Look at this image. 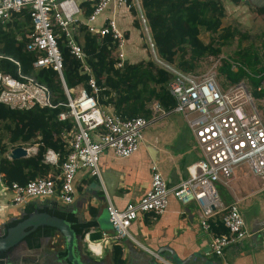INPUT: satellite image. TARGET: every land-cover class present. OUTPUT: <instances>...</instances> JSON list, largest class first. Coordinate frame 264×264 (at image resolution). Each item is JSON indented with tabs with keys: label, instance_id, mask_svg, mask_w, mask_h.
<instances>
[{
	"label": "built area",
	"instance_id": "1",
	"mask_svg": "<svg viewBox=\"0 0 264 264\" xmlns=\"http://www.w3.org/2000/svg\"><path fill=\"white\" fill-rule=\"evenodd\" d=\"M86 7L91 9L90 13H85ZM25 8H29L32 31L25 34L24 48L35 55L33 67L52 68L57 72L66 97V101L59 103L66 110L58 114V119L70 118L74 128L67 135L69 150L57 176H37L24 184H7L0 174V187L10 191L7 202L11 206L24 205L34 198L56 199L60 203L70 204L74 198V179L79 169L87 170L90 176L102 181L100 157L107 151L117 158L129 157L139 149L143 130L158 116L168 112L154 102L151 117L122 118L99 104L96 98L99 89L93 77L87 83L90 91L81 85L68 88L62 73L63 58L58 39L63 36L70 53L83 62L85 53L75 38L80 27H86L92 34H110L116 46L115 66L122 67L126 39L114 13L134 8L143 31H147L153 51L155 48L140 0H0V20H8L13 12ZM109 8L114 15L105 17L98 24V18ZM157 60L171 75L167 83L168 91L175 99L171 111L183 116L194 134L201 157L187 165V176L173 186L167 184L157 163H152L149 189L138 200L127 203L121 209L108 200L106 211L112 235L102 232V237L88 241V246L97 253L93 247H102L101 244L108 239L117 243L127 238L154 257L161 258L137 240L129 228L140 215L149 213L156 216L163 213L172 195L183 205H196L199 222L204 230L209 229L210 219L220 214L228 232L211 235L203 254L222 255L225 247L248 236L249 231L237 202L224 205L216 184H226L233 178L236 169L244 166L264 186V111L258 108L256 99L243 80L221 88L214 73L200 75L184 72L172 64ZM235 66L236 63H233L232 68ZM84 70L88 72L89 68L84 66ZM263 86L264 81L256 89L260 90ZM0 103L11 109L55 107L45 85L32 78L20 80L1 73ZM58 157V152L47 149L44 162L57 164ZM1 205L3 203L0 201Z\"/></svg>",
	"mask_w": 264,
	"mask_h": 264
},
{
	"label": "trees",
	"instance_id": "2",
	"mask_svg": "<svg viewBox=\"0 0 264 264\" xmlns=\"http://www.w3.org/2000/svg\"><path fill=\"white\" fill-rule=\"evenodd\" d=\"M140 5L156 54L164 61L174 63L184 72L193 70L196 67L195 61L203 55L218 54L220 45L233 36V29L224 27L217 34L216 45L214 42L206 44L200 38L201 31L216 33L221 28L224 7L220 0H140ZM90 11L86 7L85 13ZM131 11L137 15L136 9ZM31 31L29 8L13 12L8 20H0V73L10 74L20 80H24V77L32 78L45 85L55 107L11 109L0 103V174L7 184H24L29 179L47 175L51 169V165L44 162L47 149L58 152L57 166H60L69 150L67 135L74 128L70 118L58 119V114L66 110L59 103L66 101V97L57 72L52 68L33 67L35 55L24 48L25 34ZM75 38L85 53L83 62L70 53L63 36L58 39L63 58L62 73L68 88L81 85L90 91L87 83L93 77L99 89L96 93L99 104L122 118L151 117L152 108L148 107L150 101L157 102L165 112L173 109L175 99L167 88L171 77L168 71L157 67L151 60L136 63L125 61L122 67H116V46L110 34H92L82 26ZM186 54L189 56L186 57ZM236 54L242 64L236 70L232 69L231 63L222 65L220 71L224 74L225 81L219 86L226 88L246 78L251 95L258 100L264 96V86L260 90L256 89L264 81L261 56L249 50H239ZM84 66L89 68L88 72L84 70ZM34 144H37L34 154L17 159H10L6 155L15 146L28 147ZM34 209L33 203L26 204L27 212ZM39 211H47L63 218L70 224L75 235L84 236L85 231L95 225L94 221L78 222L77 217L67 207H57L56 204L46 205L39 208ZM23 218L4 223V230ZM210 226L215 234L228 232L221 219L210 222ZM56 233L59 232L53 227L40 226L26 235L23 242L31 249L37 248L42 236L50 237ZM11 249L0 252V262L8 256ZM121 253L120 246L114 244V264L123 263ZM57 254L59 258H65L66 250H59Z\"/></svg>",
	"mask_w": 264,
	"mask_h": 264
},
{
	"label": "crops",
	"instance_id": "3",
	"mask_svg": "<svg viewBox=\"0 0 264 264\" xmlns=\"http://www.w3.org/2000/svg\"><path fill=\"white\" fill-rule=\"evenodd\" d=\"M112 14L113 11L107 9L98 18V24ZM114 14L125 34V61L136 63L144 60L147 52L143 47L140 26L136 25L137 15L131 10H118ZM152 106L153 104L148 105L149 108ZM152 123L154 125L145 130L139 149L129 157L117 158L111 151L100 157L102 181L90 176L87 170L79 169L74 179L75 193L72 203L64 204L56 199L40 198V208L56 204L57 207H67L77 217L78 222H95V225L85 231L84 236L76 235L73 249L75 257L84 264H114L112 247L117 244L122 251V264H166L162 259L171 264H264V228L255 233L251 231L256 220L264 219V186L257 177L250 178L247 175L245 177L252 179L255 182L252 185L255 186L250 189L240 187L237 169L226 184L218 183V186L228 190L225 195L222 192L219 194L224 205L237 202V206L243 209L242 216L249 235L225 247L222 255L203 254L204 247L215 231L211 226L208 230L201 227L198 209L194 203L183 205L172 195L169 196L167 209L163 213L156 216L149 213L140 215L129 228L137 240L161 258L154 257L127 238L117 243L108 239L101 244L102 247H93L97 253L89 248L88 241L100 239L102 232L112 235L106 211L107 201L110 200L116 208L121 209L144 195L150 186L152 163H157L167 184L173 186L187 176V165L201 157L194 134L180 113L168 112L158 116ZM148 146L155 148L153 158ZM25 148L31 155L36 152L37 144ZM49 165L51 169L47 175L57 176L60 166ZM10 196L9 190L0 187V201L3 203L0 207V229L8 220L20 217L19 210L23 205H9L7 201ZM216 219H220V214L213 216L209 224ZM19 245V256L40 259L44 264L46 261L48 264H71L57 254L59 250H66L65 240L59 233L46 237L41 248L39 246L31 249L24 242ZM29 249L32 252H28Z\"/></svg>",
	"mask_w": 264,
	"mask_h": 264
},
{
	"label": "rangeland",
	"instance_id": "4",
	"mask_svg": "<svg viewBox=\"0 0 264 264\" xmlns=\"http://www.w3.org/2000/svg\"><path fill=\"white\" fill-rule=\"evenodd\" d=\"M220 1L224 7V17L222 18L221 28L216 33L201 31L200 38L206 44L210 42H214V44L216 45L217 40L215 39L218 38L217 34L224 27H231L233 29V36L228 42L220 45V51L218 52V54L203 55L202 57L197 59L195 61L196 67L190 71V73L196 72L199 73L200 75L205 73H214L215 78L219 84L225 81V76L220 71V67L222 65H224L225 63H231V64L236 63V66L232 68L236 70V67L242 64L241 60L238 58V55L236 54V52L239 50H249L251 52L258 53L261 56V65H264V12L257 14L253 9L246 7L242 3H233L230 0H220ZM136 20L140 26L139 28L142 35L143 47L147 52V54H145L144 60H151L157 67H161L165 69L164 65L160 63L157 59L162 60L165 63H169V62L161 59L156 54V52L153 51L154 49L150 46L149 37L146 29H144L145 31H143V28L140 25V19L138 17H136ZM149 36H150V31H149ZM213 39L215 41H213ZM188 56L189 54H186V57ZM169 64L175 66L174 63H169ZM243 79H244L243 81H245L246 84L248 85V88L251 89L249 85V81L246 78ZM149 103L153 104L152 101H150ZM256 104L259 109L264 110V96L256 100ZM152 125L154 124L153 123L149 124L143 130V135L145 133V130L151 127ZM236 174L239 176L238 184L240 185V187L243 186L244 189H250L251 187L255 186L252 185L253 183H255L252 179L245 177L248 175L251 178L252 175L248 172V170L244 166H239ZM216 186L218 188V191L222 192L224 195L226 194V191H228L225 187L218 186V184H216ZM240 212L242 215H244V211L242 208H240Z\"/></svg>",
	"mask_w": 264,
	"mask_h": 264
},
{
	"label": "water",
	"instance_id": "5",
	"mask_svg": "<svg viewBox=\"0 0 264 264\" xmlns=\"http://www.w3.org/2000/svg\"><path fill=\"white\" fill-rule=\"evenodd\" d=\"M147 149L151 157L153 158L155 148L148 146ZM28 155V149L23 146H15L7 153V156L10 159H17L20 157H26ZM40 201V198H34L30 200V203H33L35 205V209L31 212L26 211V205L21 206V209L19 210V218H24L18 221L15 225L8 227L6 231L3 230V233L0 236V252L7 251L11 248L16 247L21 242H23V239L26 235L33 232L38 227L50 226L55 228L65 240V246L67 251L65 256L66 260L68 262H71V264H84L79 258L75 257V254L73 252V249L75 247L76 235L71 229L70 224L63 218L48 213L47 211H39ZM10 221L11 219L8 220V222ZM1 227L4 229V224H2ZM260 228H264V219L256 220L253 223V228L251 231L255 233ZM45 238V236H42L40 238L41 245L39 248L43 247V240ZM28 252H32V250L29 249ZM5 261H9L8 256L5 258Z\"/></svg>",
	"mask_w": 264,
	"mask_h": 264
},
{
	"label": "flooded vegetation",
	"instance_id": "6",
	"mask_svg": "<svg viewBox=\"0 0 264 264\" xmlns=\"http://www.w3.org/2000/svg\"><path fill=\"white\" fill-rule=\"evenodd\" d=\"M233 3H242L246 7L253 9L257 14L264 12V0H230ZM5 229V228H4ZM1 227L0 234L4 230ZM19 246L12 248L7 254L9 261H5V258L1 259L0 264H44L39 261L40 259H30L26 255L19 256ZM16 258V259H15ZM43 262V261H42ZM45 264H48L46 261Z\"/></svg>",
	"mask_w": 264,
	"mask_h": 264
}]
</instances>
